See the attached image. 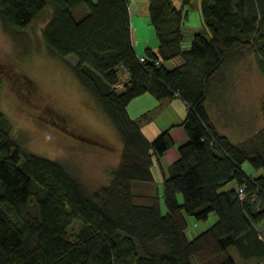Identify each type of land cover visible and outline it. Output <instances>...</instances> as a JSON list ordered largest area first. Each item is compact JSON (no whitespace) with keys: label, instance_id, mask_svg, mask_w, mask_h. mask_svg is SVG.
<instances>
[{"label":"trees","instance_id":"obj_1","mask_svg":"<svg viewBox=\"0 0 264 264\" xmlns=\"http://www.w3.org/2000/svg\"><path fill=\"white\" fill-rule=\"evenodd\" d=\"M193 1L182 0L179 9L173 0H149L159 47L138 56L129 0H0V19L15 32L52 9L42 29L46 46L77 57L75 76L123 141L109 183L88 193L62 162L24 151L0 110V264L264 262V126L235 143L219 132L207 106L214 78L243 51L256 54L264 75V0H200L204 27L184 49ZM176 57L182 62L168 68L165 61ZM147 92L159 104L132 116L129 103ZM176 96L188 105L179 124L188 140L164 177L163 212L158 189L141 195L134 185L154 183L155 161L174 145L170 129L149 139L143 126ZM246 162L261 173H246ZM211 213L217 220L188 239L186 214L206 220Z\"/></svg>","mask_w":264,"mask_h":264},{"label":"rangeland","instance_id":"obj_2","mask_svg":"<svg viewBox=\"0 0 264 264\" xmlns=\"http://www.w3.org/2000/svg\"><path fill=\"white\" fill-rule=\"evenodd\" d=\"M51 11L48 7L28 27L17 32L6 28L0 19V110L11 119L12 135L24 151L62 162L92 193L109 183L112 169L121 160L123 141L118 129L75 76L71 64L77 62V57H59L46 46L42 29ZM79 12L84 13L85 7H79ZM197 12L192 8L191 16L198 17ZM251 54L235 60L222 73L230 82L221 87L224 91L217 102L225 100L229 115L226 120L223 116L226 113L218 112L216 119L219 128L229 134L236 133L242 122L241 132L245 131L247 118L249 132L252 126L255 133L264 126V75L256 54ZM243 169L252 175L261 173L249 162L244 163ZM134 189L141 195L159 191L161 209L166 212L163 182L158 184V191L139 186ZM186 220L187 238L193 239L210 227L217 216L211 213L208 219L197 220L186 214ZM78 225L76 221L73 228ZM231 253L241 262L235 248Z\"/></svg>","mask_w":264,"mask_h":264},{"label":"crops","instance_id":"obj_3","mask_svg":"<svg viewBox=\"0 0 264 264\" xmlns=\"http://www.w3.org/2000/svg\"><path fill=\"white\" fill-rule=\"evenodd\" d=\"M194 1L187 7L189 8L188 20H186L183 28L185 40L182 43V47L184 49H188L191 46L193 34L198 30H202L204 27L200 11L201 2L200 0ZM173 2L177 8H182V0H173ZM192 8L198 10V17L191 16L190 12ZM129 9L131 18L132 38L138 56H145L148 48L152 49L154 52L157 53L159 47V39L157 37L156 30L150 20L149 0H129ZM249 54L253 55L254 53L243 51L241 55L248 58ZM181 62V57H176L174 59L165 61V65L168 68H173L179 65ZM222 73L223 70L220 71V73L214 78V82L217 88L213 90L207 102L208 111L219 132L227 135L233 142L240 143L246 140L247 138L252 137L255 134V131L252 126V129L249 132L248 118L246 119L247 121H245V131L243 130L241 132V128L244 125L243 122L241 124H238L239 129L234 134H229L219 128L218 121L216 119L218 112H222L224 114L226 113L225 115H223L226 120H228L227 118L229 115V112H226L227 107L225 105V100L223 99L220 103L217 102V97L221 95L222 91H224L221 90V87H227L230 82V80L226 79ZM128 78L129 74L123 72V80L125 81ZM226 92L228 94L230 90ZM158 104L159 100L154 95L147 92L134 98L128 105V111L132 116L135 117L151 108L156 107ZM187 111L188 105L186 104V102L176 96L168 103L164 110H162L156 116L155 119L146 123L143 126V132L149 139H154L161 132L170 129L171 135L174 139V145L155 161V164L153 166L155 182L136 184L134 185V188L135 186H139L144 189L153 188L154 191L156 187L158 189V184L163 182L164 177L168 175V166L178 159L179 147L188 140L186 131L181 125H179L186 117ZM232 183L234 182H231L229 185L233 186L234 184Z\"/></svg>","mask_w":264,"mask_h":264},{"label":"built area","instance_id":"obj_4","mask_svg":"<svg viewBox=\"0 0 264 264\" xmlns=\"http://www.w3.org/2000/svg\"><path fill=\"white\" fill-rule=\"evenodd\" d=\"M143 59H144V58L142 57V60H143ZM240 192H241V195L244 194V189H243V187L240 188Z\"/></svg>","mask_w":264,"mask_h":264}]
</instances>
